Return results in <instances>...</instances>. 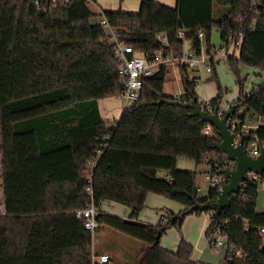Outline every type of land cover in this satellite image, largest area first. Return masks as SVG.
Listing matches in <instances>:
<instances>
[{
    "label": "trees",
    "instance_id": "16d2710c",
    "mask_svg": "<svg viewBox=\"0 0 264 264\" xmlns=\"http://www.w3.org/2000/svg\"><path fill=\"white\" fill-rule=\"evenodd\" d=\"M92 0H0V140L3 159L4 210H0V264H92V235L76 210L88 205L86 187H93L102 227L142 241L132 255L110 254L116 264H203L192 258L193 244L184 238L177 249L155 243L172 226L181 227L197 200L215 198L217 187L200 198L197 172L178 166L179 158L209 162L212 172L231 160L214 145L222 138L208 122L190 115L191 108L171 102L189 101L197 83L181 67L185 92H165L169 68L160 66L144 79L141 98L123 108L115 120L105 119L99 100L122 91L118 60L105 27V15L121 39L151 55L161 48L180 51L183 29L200 47L199 31L212 48V31L221 42L240 28V50L227 62L240 83L239 97L230 102L264 117V81L244 88L238 63L264 70V0H141L138 11L90 7ZM253 21L254 27L252 26ZM165 32L168 43L157 34ZM218 93L209 98L215 109L225 88L216 65L211 72ZM208 79V80H209ZM250 92L248 95L247 92ZM244 117V116H243ZM242 117V118H243ZM262 140L264 125L252 130ZM92 175V182L88 181ZM172 198L183 205L167 210L156 223L138 219L148 194ZM259 183L249 181L232 195L219 223L210 210V238L227 236L222 264H264V212L257 209ZM131 209L128 216L106 211L107 202ZM240 251L242 256H236Z\"/></svg>",
    "mask_w": 264,
    "mask_h": 264
},
{
    "label": "built area",
    "instance_id": "2783aa9c",
    "mask_svg": "<svg viewBox=\"0 0 264 264\" xmlns=\"http://www.w3.org/2000/svg\"><path fill=\"white\" fill-rule=\"evenodd\" d=\"M36 5H41L44 0H29ZM56 1V0H53ZM93 1V0H92ZM91 1V2H92ZM252 7L262 3V0H251ZM99 22L105 27L107 38L113 44L114 54L118 60L117 71L120 77V82L122 85V91L118 94L124 99V107L138 101L141 98V92L144 86V79L148 76L153 75L160 66L166 68L170 67H198L202 71L211 73L213 67L222 61L227 62L229 55L234 54L240 50V47L244 38L243 18L239 17L238 22L241 24L237 31L230 33L227 39L220 42L218 45H214L212 48L207 49L205 45V33L201 29L198 33L200 38V47H196L193 44L192 39L186 37L185 31L180 29L178 31V36L182 40V45L180 51L175 48L170 47L169 49L161 48L155 53L148 55L136 51L134 45L125 42L120 38L117 30L111 25L108 18L102 15ZM255 21H253L252 26L254 27ZM158 39L164 43H168V37L165 32L161 31L157 34ZM192 81L199 83L200 80H205L204 77L200 75H194ZM249 95L250 92L248 91ZM200 105L207 109L206 106H210L209 99L198 98ZM236 112L229 118V123L231 129L236 133L235 143L242 145L249 154L258 155L261 151L262 145H264V139H260L253 129L264 125V117L254 116L257 121L255 124H248L249 113H247V108L243 105L238 104ZM230 105L225 107L223 104L219 106V114L223 115L224 111L228 109ZM213 111L214 109H207ZM244 116V117H243ZM243 117V118H242ZM213 131V125L208 123L204 129V133L208 134ZM262 144V145H261ZM231 169L236 167V161L231 160V162L226 166ZM206 178L210 181V186L219 188L224 180L222 174L217 173H207ZM88 181L92 182V175H89ZM249 181L263 182L264 183V173H256L254 171L248 172V178L242 182L240 191L244 186L248 184ZM86 193L90 196L91 200L87 206L76 210V214L80 218L85 219V228L91 232L92 235V264H111L112 259L109 253L98 252L95 248V236L97 231L102 228L101 223L97 217L98 207L95 204L93 198V187L89 184L86 187ZM260 232L264 235V226L259 227ZM208 244L210 248L215 251H220L221 249L235 247L230 246L227 236L218 232L215 235L208 238ZM236 256H242L240 251L236 252Z\"/></svg>",
    "mask_w": 264,
    "mask_h": 264
},
{
    "label": "rangeland",
    "instance_id": "374dc122",
    "mask_svg": "<svg viewBox=\"0 0 264 264\" xmlns=\"http://www.w3.org/2000/svg\"><path fill=\"white\" fill-rule=\"evenodd\" d=\"M104 1V0H103ZM113 2H118L121 5V8L135 11L139 8L141 0H112ZM165 3L164 1H161ZM176 4H172L175 6ZM91 8L96 9L95 5L91 3ZM212 42L215 45H218L221 42L220 39V32L217 28H214L212 31ZM238 69L240 73L241 79L244 81V88L249 90L252 88L254 84L264 81V70H260L254 66L247 65L245 63L239 62ZM216 72L218 74L219 80L222 86L225 88V92L222 99V104L226 107L230 104V102L236 100L240 95V83L237 81L236 72L229 64V62H220L216 65ZM187 73L190 78L194 75H200L204 77L205 80H200V82L196 85V92L197 94L202 97L203 99L212 98L217 95L218 88L217 82L215 80L209 79L212 76V73H207L206 71H202L198 67H188ZM209 79V80H208ZM165 92L179 97L182 95L184 90V83L182 80V73L178 67H170L169 74H168V81L165 85ZM124 99L120 96H110L106 97L101 101L102 104H108L109 109L112 110V113L117 115L120 108L124 107ZM102 108V107H101ZM103 112L105 111L104 108L101 109ZM106 112V111H105ZM110 113V114H112ZM112 114V118L110 120H115L116 117ZM254 116L249 115V119H252ZM252 119L248 121V124L252 125L255 124V120ZM1 148V145H0ZM180 166L183 169L187 170H195L197 172V184L199 186L198 194L200 198L206 197L210 191V181L206 178L207 173L212 172V166L209 162H200L197 163L196 161L188 158H180ZM2 168L0 163V176H2ZM165 197V196H164ZM168 202L167 206L174 209L175 207L179 206L180 203L172 198L167 197ZM3 201V187L0 186V203ZM154 200L147 199L146 206L143 208L144 211L154 213L155 207L152 206ZM4 208L3 205L0 204V210L2 211ZM257 208L258 211L262 212L264 210V183H259V195L257 200ZM189 213L186 215L188 216L185 223L181 227L172 226L166 230L161 235L160 244L164 247L174 248L180 242L182 238L188 241V239H196L199 237L200 244H205L206 236L205 232L201 230L199 227V219L197 216L200 213L194 212L193 215ZM97 237L101 240L100 244L104 247L108 248L109 253L113 254H120V255H132L134 252H137L138 248L142 245V241L132 237L128 234L117 232L110 227H102L97 231V235L95 236V243L97 241ZM190 242V241H189ZM99 243V242H98ZM191 243V242H190ZM97 248V245H95ZM225 249H221L219 252L215 251L210 248L208 245L207 248L204 249V257L203 260H200L203 264H222V258L224 257Z\"/></svg>",
    "mask_w": 264,
    "mask_h": 264
},
{
    "label": "water",
    "instance_id": "95a60500",
    "mask_svg": "<svg viewBox=\"0 0 264 264\" xmlns=\"http://www.w3.org/2000/svg\"><path fill=\"white\" fill-rule=\"evenodd\" d=\"M171 102L178 103L180 106L191 108L190 115H197L203 122L212 124L218 131L222 140L215 144L217 150L223 151L227 154L230 160L236 161V167L231 169L229 167H222L218 169V173L224 177L221 186L217 190L215 198H208L205 200H197L196 203L188 209V212L194 210H210L213 217L221 223V213L231 204L232 195L240 192L242 182L248 178V172L254 171L256 173H264V145L260 146L261 151L258 155H251L247 150L235 143L236 133L231 129L229 118L234 115L238 104L231 105L226 109L223 115L219 114V107L213 111L204 109L195 94L189 101L180 99H173ZM161 238V233L156 237L155 243H158Z\"/></svg>",
    "mask_w": 264,
    "mask_h": 264
},
{
    "label": "crops",
    "instance_id": "0c3cea01",
    "mask_svg": "<svg viewBox=\"0 0 264 264\" xmlns=\"http://www.w3.org/2000/svg\"><path fill=\"white\" fill-rule=\"evenodd\" d=\"M159 1H164L166 4H169V5H172V4H176L177 3V0H159ZM91 3L94 4L95 7H96V9H94V10L99 11L101 13L103 11H106V10H119V9H122L123 10V8H121V5L118 2H113L112 0H104V1L103 0H93ZM140 4H141V2H140ZM137 9L138 10L140 9V5H139V8H137ZM124 10L125 11H129V10H126V9H124ZM135 11H137V10H135ZM103 99L104 98H102V99L99 100L100 110L104 108V110L106 112L105 111L103 112L101 110V113H102V115H103V117L105 119H111L112 118V114L113 115H115V114L112 113V110L111 109H109V106H108L107 103L105 105L104 104L101 105V101ZM207 99H209V98H207ZM123 108L124 107L120 108L121 110L119 111V113L117 115H115L116 118H118L121 115V113L123 111ZM110 113H112V114H110ZM252 119H254L255 121H257L256 117H253ZM0 145H1V140H0ZM0 163H1V168L3 170V159H2L1 148H0ZM179 163H180V158L178 160V166L181 168V166H180ZM0 186L3 187V201L0 204L4 206L3 171H2V176H0ZM148 198H150V200H152V201L154 200V202L152 203L153 204L152 206L155 207V209H153L154 210V213L147 212V211L142 210L140 212L139 216H138V219H140L142 221H146V222H150V223H156L160 219L161 214L166 213L167 210H172L174 212H178L181 209H183V207H184L183 205L180 204L179 206H177L174 209H172V208H170V207L167 206V202H168L167 197L161 196V195L156 194V193L150 192L148 194ZM103 208L106 211H109L111 213H116V214H119V215H122V216H128L130 214V212H131V209L129 207H127L125 205H122V204H119V203H116V202H113V201H110V202L105 203V205L103 206ZM3 210H4V208H3ZM262 212H264V210H262ZM193 214L194 213H192L190 215H193ZM188 216L185 217V219H187ZM197 217L199 219L198 225L201 228V230L205 232V236H206V229H207L208 225L211 222V213L210 212L203 211ZM185 219H184V221H186ZM184 221H183V223H185ZM100 241L101 240L97 237V241H96L95 244L97 245V248L98 249H96V250L98 252L109 253V251H111V250H109L108 248H106L103 245H101L100 244ZM188 241H190L193 244V247H194V250H193V253H192V258L195 259V260H197V261L203 260V257H204L203 256L204 255V249L207 248L208 245H209L208 244V238H207V236H206L205 244H203V245L200 244L199 237L196 238V239H192V240L188 239ZM179 243L177 244L176 247L169 248V249H173V250L177 249ZM166 248H168V247H166ZM111 264H116V263L114 261H112Z\"/></svg>",
    "mask_w": 264,
    "mask_h": 264
}]
</instances>
